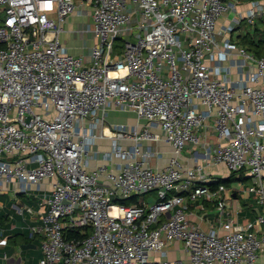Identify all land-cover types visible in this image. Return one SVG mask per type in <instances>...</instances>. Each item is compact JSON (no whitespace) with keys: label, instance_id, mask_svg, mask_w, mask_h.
<instances>
[{"label":"built area","instance_id":"2783aa9c","mask_svg":"<svg viewBox=\"0 0 264 264\" xmlns=\"http://www.w3.org/2000/svg\"><path fill=\"white\" fill-rule=\"evenodd\" d=\"M73 15L92 19L75 32L94 42L88 56L62 44ZM263 17L264 0H0V195L44 192L38 264H264V55L233 40ZM112 107L146 124L109 126ZM211 123L216 145L202 141ZM155 130L173 151L162 168L150 162ZM189 144L250 180L255 226L239 223L227 186L184 164ZM187 200L215 207L209 230ZM174 241L188 263L168 259Z\"/></svg>","mask_w":264,"mask_h":264},{"label":"crops","instance_id":"0c3cea01","mask_svg":"<svg viewBox=\"0 0 264 264\" xmlns=\"http://www.w3.org/2000/svg\"><path fill=\"white\" fill-rule=\"evenodd\" d=\"M248 4H245L243 9H247ZM80 20H83V17H80L79 15H73L69 18L68 23L65 25L67 32H71L73 36L76 37V29H72L73 27L78 24ZM85 20V19H84ZM227 23V19L224 18L220 21L219 27L221 28L223 24ZM240 32L237 31V33L233 34V36L239 35ZM88 36V35H87ZM81 35L78 34V38L72 37V41L67 43V49L70 54L74 56H88L89 54V48L94 44L90 40V36L87 37L89 42H83L81 40ZM78 39V40H75ZM108 124L109 126L114 125H124L129 129H132L134 126L139 125L141 128L146 124L144 120H139L137 115L134 112L131 111H124L121 109H117L115 107L110 108L108 113ZM210 127H212L209 131H202L201 135L202 137H206V139H203L202 141H205L209 145H216L220 142V140L217 138L213 123L210 124ZM158 134H160L161 139L153 144L154 148L157 151V157L151 159V165L154 168H162L167 165L170 158L173 155L172 148L164 141L163 138V132L160 130H155ZM101 148L103 150H108L110 140L106 139L99 142ZM125 145H129V143H124ZM205 158V152L203 150V147L200 145L195 144H189L185 151L182 154V160L184 164H186L190 168H196L199 165H202L204 167V173L209 177L210 184L217 183L216 180L219 181V179H222L224 174H227L228 178L231 176V173L225 164L223 163H213L210 166L207 165V163L203 160ZM102 163V161H95L93 162V165H97ZM236 177V176H235ZM226 178V179H228ZM236 177V180H234L231 184V186L228 187L230 198L228 200L229 202V208L233 213H238L239 217V223L242 225H254L256 224V218L258 215L259 206L257 204L256 196L250 195L248 196L243 192L242 189L238 188L240 184L244 181L238 180ZM245 178V177H244ZM247 178V177H246ZM245 181L250 182V180L246 179ZM236 183V185H234ZM239 185V186H238ZM44 189H50V181L44 182L42 185ZM45 191V190H44ZM239 192V193H238ZM156 193V192H154ZM150 194L146 196L147 202H151L152 200H155L153 198V194ZM13 195V201H14V208H23L27 209L28 207L32 208L35 213L30 214L29 212L25 211L22 215H24V221L26 222V227L28 225V228H25L24 226L19 228L14 223H9L11 226L3 227L0 226V240L5 238L7 239V245L4 247L0 246V264H38L39 260L43 257L42 250L38 252L39 247L41 246V238L35 237L32 232L31 228L38 226L41 224V221L38 219V210L41 206V199L43 198L44 192H35L33 195L28 194H17L14 195L12 193H7ZM157 198V193H156ZM28 200V202H26ZM33 203L34 205H32ZM187 204L190 206L189 213H190V219L193 222H197L202 225V227L205 230H209L210 228V221L213 223L217 218V211L215 207L208 203H203L205 206V210L203 211L200 209V205L202 204L201 200H198L197 202H190L187 200ZM240 211V212H239ZM4 214V213H3ZM212 214L214 216L212 217ZM8 215V214H5ZM27 216V217H26ZM201 216H206L207 219L205 222H201ZM13 218V216H10ZM19 222V219H16V222ZM7 223V222H6ZM22 226V225H21ZM18 228V229H17ZM24 228V230H23ZM30 228V230H29ZM30 231L29 234H27V231ZM25 234L29 237V240L27 241V244L23 246H30L28 249H24L22 245H14L12 238H14L17 234ZM11 240V241H10ZM10 241V242H9ZM36 250L37 253H31L26 255L24 251H31ZM166 250L168 251V259L171 261L174 260H182L185 263H188L189 257L187 252L185 251V247L183 242L180 241H174L167 245ZM34 254V255H33ZM6 257V259H5ZM261 260L264 261V251L261 254Z\"/></svg>","mask_w":264,"mask_h":264},{"label":"trees","instance_id":"16d2710c","mask_svg":"<svg viewBox=\"0 0 264 264\" xmlns=\"http://www.w3.org/2000/svg\"><path fill=\"white\" fill-rule=\"evenodd\" d=\"M241 1L249 3L255 0H241ZM237 30L238 32H240V34L237 36H233V40L236 41L238 45L246 47L248 51L253 52L259 57L264 55V17L257 19L254 25H250L244 22L239 26ZM123 47H124V42L122 40L117 42L116 50L118 53L122 51ZM235 176H236L235 174H231V176L228 179H219L217 183L209 184V186L213 189H216L219 185H225L229 187L231 186L232 182L236 180ZM246 179L248 178L246 177L238 178V180L240 181H245ZM124 203L126 205L138 204V197L135 196L127 200ZM8 219H9L8 216L0 214V226L8 227L6 223ZM9 226H11V224H9ZM90 234H91V229L88 227H85V228H78L76 230L69 231L68 237L70 239L72 238L83 239ZM12 239H14L13 240L14 245L20 244L23 246L27 244L29 237L25 234L20 233V234H17Z\"/></svg>","mask_w":264,"mask_h":264},{"label":"rangeland","instance_id":"374dc122","mask_svg":"<svg viewBox=\"0 0 264 264\" xmlns=\"http://www.w3.org/2000/svg\"><path fill=\"white\" fill-rule=\"evenodd\" d=\"M84 23L91 24V26L93 27V22H92V19L91 18H83V20H80L78 22V24H76V26L73 27L72 29L73 30L76 29L77 31H80L82 29ZM72 37H73V39L74 38H78V34L76 35V37L73 36L71 32H69V33L67 32L66 34H62L61 35L62 44L64 46H67V43L68 42H71L73 40ZM87 37H88L87 35H81L80 38H81V40L83 42H89V40L87 39ZM75 40H78V39H75ZM226 178H228V176H227V174H224V176L222 177V179H226ZM234 185H236V183ZM249 185H250V182L244 181V182H242L240 184V186L238 185L239 186L238 188L242 189L243 192H244L249 187ZM152 196H153L154 199H156V193H154ZM142 199L145 200L146 198L139 197L138 198V202L142 201ZM41 201H42V199H41ZM26 202H28V200ZM14 204L15 203L13 201V195H11V194H1L0 195V214H2V215L8 214V215H6V216L9 217V219L7 221V225L8 226H9V223H14L17 227H19V228L21 227V229H22L23 226L25 228H28V225L26 227V222L24 221V218H25L24 215L27 214V213H25L24 215H22V213L19 212L18 209H15L14 208ZM31 204L34 205L33 203H31ZM10 216H13V218H11ZM213 216H214V214H212V217ZM16 219L17 220L19 219V222L18 221L16 222ZM23 230H24V228H23ZM29 230H30V228H29ZM29 230L27 231V234H29V232H30ZM31 232H32V234L35 237H39L32 230H31ZM39 251H41V246L39 247L38 252ZM24 252L26 253V255L31 254V253H37L36 250L35 251L34 250H31L29 252L28 251L27 252L24 251Z\"/></svg>","mask_w":264,"mask_h":264},{"label":"water","instance_id":"95a60500","mask_svg":"<svg viewBox=\"0 0 264 264\" xmlns=\"http://www.w3.org/2000/svg\"><path fill=\"white\" fill-rule=\"evenodd\" d=\"M23 248H24V249H28V248H30V246H23Z\"/></svg>","mask_w":264,"mask_h":264},{"label":"clouds","instance_id":"9594fccd","mask_svg":"<svg viewBox=\"0 0 264 264\" xmlns=\"http://www.w3.org/2000/svg\"><path fill=\"white\" fill-rule=\"evenodd\" d=\"M9 23H11V21Z\"/></svg>","mask_w":264,"mask_h":264}]
</instances>
